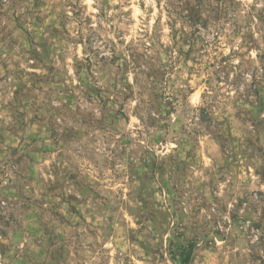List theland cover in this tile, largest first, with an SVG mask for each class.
<instances>
[{
	"label": "rangeland",
	"instance_id": "rangeland-1",
	"mask_svg": "<svg viewBox=\"0 0 264 264\" xmlns=\"http://www.w3.org/2000/svg\"><path fill=\"white\" fill-rule=\"evenodd\" d=\"M0 264H264V0H0Z\"/></svg>",
	"mask_w": 264,
	"mask_h": 264
},
{
	"label": "trees",
	"instance_id": "trees-1",
	"mask_svg": "<svg viewBox=\"0 0 264 264\" xmlns=\"http://www.w3.org/2000/svg\"><path fill=\"white\" fill-rule=\"evenodd\" d=\"M190 252H191V249L187 252L188 254H187V257H186V260L188 261L189 260V258H190Z\"/></svg>",
	"mask_w": 264,
	"mask_h": 264
}]
</instances>
